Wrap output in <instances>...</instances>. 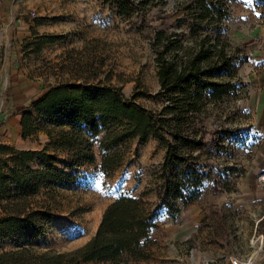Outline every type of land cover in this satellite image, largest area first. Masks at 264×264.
Returning a JSON list of instances; mask_svg holds the SVG:
<instances>
[{
  "label": "trees",
  "instance_id": "trees-1",
  "mask_svg": "<svg viewBox=\"0 0 264 264\" xmlns=\"http://www.w3.org/2000/svg\"><path fill=\"white\" fill-rule=\"evenodd\" d=\"M135 4V0L119 3L120 14L130 16ZM177 8H183V16L177 20L187 23L188 30L162 29L153 36L159 95L165 102L162 109L154 112L138 103L136 98L145 95L144 91L126 98L120 86L109 83L110 76L91 82L101 66L92 58L85 63L73 58L70 70L74 80L50 86L22 110L23 138L46 129L54 149L71 153L74 161L61 167L58 153L0 142V242L17 244L0 250V264H79L92 260L129 264L149 258V247L155 240L152 233L162 215L177 219L184 207L199 199L211 179L225 191L234 189L232 175L243 170L229 165L215 172L214 163L198 150L211 135L212 149L219 153L228 149L220 146L217 131L205 119L213 106L239 90L235 61L247 56L238 55L241 47L234 46L226 35L225 20L230 14L226 0H189ZM45 21V17L38 18L36 25ZM62 38L61 34L34 31L23 43L26 49L31 47L28 54H38ZM81 78L83 81L77 83ZM42 120L55 128L41 125ZM224 131L226 135L234 132L229 128ZM100 134L101 168L106 174L118 169L124 160L117 150L120 145L134 138L142 143L152 136L157 138L167 150L154 187L142 195L117 196L104 210L96 232L76 249L34 247L33 243L47 234V225L55 215L50 204L32 199L43 187H74L79 176L75 168L95 159L93 146ZM153 189L157 198L150 202L146 195Z\"/></svg>",
  "mask_w": 264,
  "mask_h": 264
},
{
  "label": "rangeland",
  "instance_id": "rangeland-1",
  "mask_svg": "<svg viewBox=\"0 0 264 264\" xmlns=\"http://www.w3.org/2000/svg\"><path fill=\"white\" fill-rule=\"evenodd\" d=\"M128 1L5 0L0 7V142H11L19 148L46 149L59 154V166L73 164L71 153L55 150L49 143L46 129L23 138L20 126L22 110L34 99L50 86L74 80L70 70L73 58L84 63L92 58L101 66L91 82L107 80L110 76L109 83L120 86L126 98L144 91L146 94L136 101L154 112L162 109L165 102L159 95L161 86L153 36L162 29L187 31L188 24L177 20L183 16V8L177 7L189 0H135L134 13L121 15L118 4ZM226 2L230 9L225 20L226 35L234 46L241 47L238 55L247 59L235 61L239 90L213 106L205 119L206 124L217 131L220 146L228 149L221 153L212 149L211 135L198 151L209 163H214L215 172L217 168L239 166L243 172L232 175L235 181L254 165L258 175L264 171V0ZM41 17L46 21L36 25ZM34 31L61 34L63 38L47 44L38 54H28L31 47L26 49L23 42L26 37H32ZM82 81L83 78L77 83ZM40 123L55 128L49 121ZM226 128L234 132L226 135ZM102 136L95 139V159L76 166L79 176L74 187H43L32 199L50 204L55 215L47 225V234L34 242V247L58 251L76 249L96 232L104 210L117 196L142 195L154 187L167 150L159 145L157 138L152 136L146 143L134 138L120 145L117 150L123 153L124 160L118 169L106 174L101 168L99 140ZM206 186L212 191L221 189L212 179ZM146 198L155 201L156 191H149ZM187 211L188 207H184L177 220L167 213L162 215L158 228L152 233L155 239L149 247L152 256L131 260L129 264H198L199 257L191 256L190 250L205 247L203 226L189 242L178 238L179 230L184 227L180 223ZM223 232L225 227L218 222L217 236L221 240L225 238ZM16 246L14 241L0 242V250ZM79 264L109 263L92 260Z\"/></svg>",
  "mask_w": 264,
  "mask_h": 264
},
{
  "label": "crops",
  "instance_id": "crops-1",
  "mask_svg": "<svg viewBox=\"0 0 264 264\" xmlns=\"http://www.w3.org/2000/svg\"><path fill=\"white\" fill-rule=\"evenodd\" d=\"M255 167L248 168L244 177L236 178L235 188L230 192L212 191L206 186L199 199L186 206L188 211L184 219L181 217L185 222L180 223L184 227L179 230L178 238L189 242L203 226L206 245L192 247L196 257L251 253L256 264H264V184L259 182ZM218 222L225 227L223 240L217 236Z\"/></svg>",
  "mask_w": 264,
  "mask_h": 264
},
{
  "label": "built area",
  "instance_id": "built-area-1",
  "mask_svg": "<svg viewBox=\"0 0 264 264\" xmlns=\"http://www.w3.org/2000/svg\"><path fill=\"white\" fill-rule=\"evenodd\" d=\"M5 0H0V7L4 4ZM258 180L260 183L264 184V171L258 175ZM190 255L194 256V250H190ZM198 264H256V257L249 253L248 255L242 254H229L216 256L213 258L201 255L199 257Z\"/></svg>",
  "mask_w": 264,
  "mask_h": 264
}]
</instances>
